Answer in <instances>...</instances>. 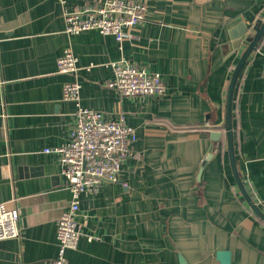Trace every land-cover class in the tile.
Masks as SVG:
<instances>
[{
  "label": "crops",
  "instance_id": "0c3cea01",
  "mask_svg": "<svg viewBox=\"0 0 264 264\" xmlns=\"http://www.w3.org/2000/svg\"><path fill=\"white\" fill-rule=\"evenodd\" d=\"M105 0H0V202L20 212V236L0 240V264H51L57 221L72 193L58 155L75 104L66 81L79 80L82 103L106 119L122 113L136 128L119 180L79 197L84 235L68 264H264V220L235 180L223 135L227 88L245 34L253 36L264 0H148L145 19L122 42L112 34L65 32L66 11ZM71 47L76 74L58 72ZM126 59L162 75L163 96H123L108 82ZM234 141L246 190L264 212V37L236 87ZM208 159L203 165L204 160ZM95 238L88 240L87 235Z\"/></svg>",
  "mask_w": 264,
  "mask_h": 264
},
{
  "label": "built area",
  "instance_id": "2783aa9c",
  "mask_svg": "<svg viewBox=\"0 0 264 264\" xmlns=\"http://www.w3.org/2000/svg\"><path fill=\"white\" fill-rule=\"evenodd\" d=\"M65 2V0H59ZM148 0H105L97 6H85L64 13L65 32L77 34L98 30L112 34L122 42L133 38L132 30L145 19ZM58 72L76 74L77 57L71 47L64 50L57 61ZM114 78L108 86L123 96L166 94L167 88L159 72L148 70L126 59L112 62ZM82 85L79 80L66 81L63 99L75 104V124L63 144L44 149L58 155L61 173L72 193L69 206L57 221L58 254L51 264H68L66 252L76 248L84 235L78 220L79 197L82 193L97 190L104 182L119 180L122 163L133 154L132 143L137 130L127 123L126 116L106 119L97 110L82 103ZM20 212L0 202V240L20 236ZM88 240L95 237L87 235Z\"/></svg>",
  "mask_w": 264,
  "mask_h": 264
},
{
  "label": "water",
  "instance_id": "95a60500",
  "mask_svg": "<svg viewBox=\"0 0 264 264\" xmlns=\"http://www.w3.org/2000/svg\"><path fill=\"white\" fill-rule=\"evenodd\" d=\"M255 30V34L253 36H248L246 33L249 31V27L247 26L245 34L240 37V41L245 40L248 42L246 48L241 52V55L237 61L236 67L231 75L229 85L227 88L226 94V103H225V118L224 123L220 127V130L212 131L211 136L214 140L219 141L222 136H225L227 150L229 155V160L231 163L232 171L237 182V185L240 188V191L245 198L247 204L252 208L254 212H256L263 220H264V212L260 209V207L254 202L249 193L246 190L245 184L243 182L242 176L238 170L236 155H235V141H234V119H233V104H234V96L236 87L239 82V78L242 75V71L244 70L248 58L251 53L257 49L260 41L264 37V16L259 18L255 25L253 26ZM208 159L204 160L203 165L207 162ZM216 258L220 262V264H232V253L229 250H218L216 252ZM181 264H186L185 259L181 256Z\"/></svg>",
  "mask_w": 264,
  "mask_h": 264
}]
</instances>
